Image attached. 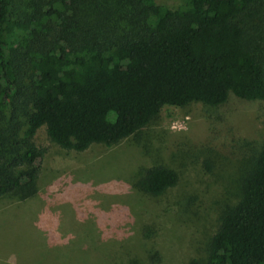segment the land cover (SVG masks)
<instances>
[{
    "label": "trees",
    "instance_id": "1",
    "mask_svg": "<svg viewBox=\"0 0 264 264\" xmlns=\"http://www.w3.org/2000/svg\"><path fill=\"white\" fill-rule=\"evenodd\" d=\"M178 1L0 0V199L35 195L41 127L59 149L83 152L128 138L163 107L200 105L199 150L245 168L187 264H264V113L259 130L222 119L230 102L264 103V0ZM177 180L153 164L135 185L158 197ZM149 257L130 264L161 260Z\"/></svg>",
    "mask_w": 264,
    "mask_h": 264
},
{
    "label": "rangeland",
    "instance_id": "2",
    "mask_svg": "<svg viewBox=\"0 0 264 264\" xmlns=\"http://www.w3.org/2000/svg\"><path fill=\"white\" fill-rule=\"evenodd\" d=\"M154 2L170 10L180 5ZM203 112L200 105L166 106L119 143L83 152L59 149L39 128L33 143L43 155L35 195L0 199V264H130L149 255L161 258L155 264H187L201 258L218 215L237 197L245 168L199 150L208 134ZM263 113L264 103L230 102L222 119L232 130H259ZM153 164L178 177L158 197L135 185Z\"/></svg>",
    "mask_w": 264,
    "mask_h": 264
}]
</instances>
